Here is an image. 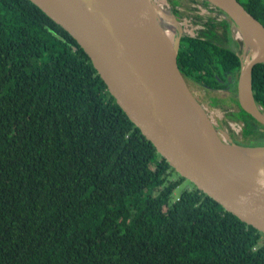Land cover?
I'll list each match as a JSON object with an SVG mask.
<instances>
[{
  "label": "trees",
  "instance_id": "trees-1",
  "mask_svg": "<svg viewBox=\"0 0 264 264\" xmlns=\"http://www.w3.org/2000/svg\"><path fill=\"white\" fill-rule=\"evenodd\" d=\"M238 1L264 25V0ZM187 47L188 77L212 54ZM252 85L264 98V64ZM183 182L71 35L0 0V264H264V238L199 191L174 198Z\"/></svg>",
  "mask_w": 264,
  "mask_h": 264
},
{
  "label": "water",
  "instance_id": "water-1",
  "mask_svg": "<svg viewBox=\"0 0 264 264\" xmlns=\"http://www.w3.org/2000/svg\"><path fill=\"white\" fill-rule=\"evenodd\" d=\"M29 1L73 37L116 104L187 189L264 238V146L237 144L194 94L180 62L183 27L169 0ZM208 1L241 43V52L234 50L238 103L264 126L252 85L255 65L264 64V25L238 0Z\"/></svg>",
  "mask_w": 264,
  "mask_h": 264
},
{
  "label": "flooded vegetation",
  "instance_id": "flooded-vegetation-1",
  "mask_svg": "<svg viewBox=\"0 0 264 264\" xmlns=\"http://www.w3.org/2000/svg\"><path fill=\"white\" fill-rule=\"evenodd\" d=\"M169 2L184 29L180 50L182 70L184 69L182 55L188 53L189 43L198 42L212 54L211 60L207 61L198 72L186 76L189 86L196 87L200 91L196 93L192 89L194 94L206 107H208L205 104L207 99L212 107H227L224 114L215 110L218 114L214 118L219 126L239 144L248 147L264 146V126L248 115L238 103L237 80L240 61L234 50L241 52V43L234 38L230 21L224 18V13L208 0H169ZM189 8L191 10L188 11ZM235 57L239 61L238 67ZM254 97L264 109V98L255 91Z\"/></svg>",
  "mask_w": 264,
  "mask_h": 264
},
{
  "label": "rangeland",
  "instance_id": "rangeland-1",
  "mask_svg": "<svg viewBox=\"0 0 264 264\" xmlns=\"http://www.w3.org/2000/svg\"><path fill=\"white\" fill-rule=\"evenodd\" d=\"M190 4V3H189ZM187 7H189V6H187ZM189 10H191L190 8L188 9V11ZM224 18H226L225 16H223ZM227 19V18H226ZM195 87V86H194ZM193 90H195V92L196 93H199L200 91H199V89L197 88L196 89V87L195 88H192ZM201 94V93H200ZM199 97H201L200 95H199ZM215 103V102H214ZM208 107V109H209V111H210V113H211V115L214 117V116H216V114H218V113H216V111L218 110L219 112H221V113H223L224 114V111H226L227 110V107L226 106H221L220 108H218V107H212V105H209V101H208V99L206 100V103H205ZM231 108V107H230ZM216 110V111H215ZM217 111V112H218ZM215 119V118H214ZM189 186H188V183L186 182H183L179 187H178V189L175 191V194H174V198H177L179 195H180V193H181V191H183V190H185V189H187Z\"/></svg>",
  "mask_w": 264,
  "mask_h": 264
},
{
  "label": "bare ground",
  "instance_id": "bare-ground-1",
  "mask_svg": "<svg viewBox=\"0 0 264 264\" xmlns=\"http://www.w3.org/2000/svg\"><path fill=\"white\" fill-rule=\"evenodd\" d=\"M185 24V23H184ZM182 25V24H181ZM183 31H184V29H183ZM189 32V31H188ZM191 32V31H190ZM237 144H238V142H236ZM244 151V150H243ZM248 152V151H247ZM248 155V154H247Z\"/></svg>",
  "mask_w": 264,
  "mask_h": 264
},
{
  "label": "built area",
  "instance_id": "built-area-1",
  "mask_svg": "<svg viewBox=\"0 0 264 264\" xmlns=\"http://www.w3.org/2000/svg\"><path fill=\"white\" fill-rule=\"evenodd\" d=\"M183 34H184V32H183Z\"/></svg>",
  "mask_w": 264,
  "mask_h": 264
}]
</instances>
